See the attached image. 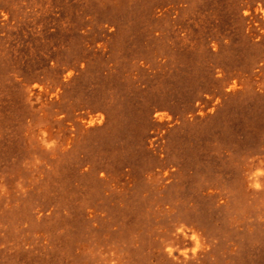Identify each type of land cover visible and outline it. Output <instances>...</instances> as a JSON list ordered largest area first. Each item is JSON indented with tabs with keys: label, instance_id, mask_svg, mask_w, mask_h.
Returning a JSON list of instances; mask_svg holds the SVG:
<instances>
[{
	"label": "rangeland",
	"instance_id": "1",
	"mask_svg": "<svg viewBox=\"0 0 264 264\" xmlns=\"http://www.w3.org/2000/svg\"><path fill=\"white\" fill-rule=\"evenodd\" d=\"M0 264H264V0H0Z\"/></svg>",
	"mask_w": 264,
	"mask_h": 264
}]
</instances>
